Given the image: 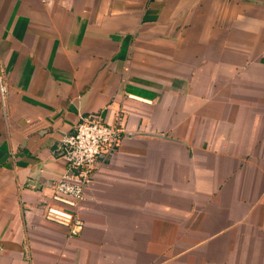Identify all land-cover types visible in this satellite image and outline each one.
Returning a JSON list of instances; mask_svg holds the SVG:
<instances>
[{"label": "crops", "instance_id": "0c3cea01", "mask_svg": "<svg viewBox=\"0 0 264 264\" xmlns=\"http://www.w3.org/2000/svg\"><path fill=\"white\" fill-rule=\"evenodd\" d=\"M0 84V264H264V0H0ZM88 113L124 131L69 236Z\"/></svg>", "mask_w": 264, "mask_h": 264}, {"label": "built area", "instance_id": "2783aa9c", "mask_svg": "<svg viewBox=\"0 0 264 264\" xmlns=\"http://www.w3.org/2000/svg\"><path fill=\"white\" fill-rule=\"evenodd\" d=\"M4 90L5 86L0 84V92ZM123 131L122 118L108 124L96 113L80 115L74 132L61 137V153L66 165L43 201L44 220L64 227L69 236L81 233L84 221L77 212L95 176L96 161L114 153Z\"/></svg>", "mask_w": 264, "mask_h": 264}]
</instances>
